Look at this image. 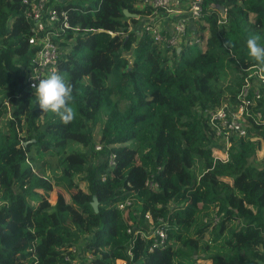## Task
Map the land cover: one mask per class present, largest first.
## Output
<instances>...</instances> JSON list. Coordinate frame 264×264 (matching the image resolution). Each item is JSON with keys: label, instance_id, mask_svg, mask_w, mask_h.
I'll list each match as a JSON object with an SVG mask.
<instances>
[{"label": "trees", "instance_id": "obj_1", "mask_svg": "<svg viewBox=\"0 0 264 264\" xmlns=\"http://www.w3.org/2000/svg\"><path fill=\"white\" fill-rule=\"evenodd\" d=\"M22 1L0 0V264H264V85L248 91L246 136L225 161L205 113L260 77L246 40L264 46V0H204V49L179 52L144 32L139 0H50L78 28L56 39L70 46L58 60L75 97L68 125L30 108ZM212 3L226 9L220 24ZM31 148L57 155L58 173L36 171ZM159 221L166 246L150 252Z\"/></svg>", "mask_w": 264, "mask_h": 264}, {"label": "built area", "instance_id": "obj_2", "mask_svg": "<svg viewBox=\"0 0 264 264\" xmlns=\"http://www.w3.org/2000/svg\"><path fill=\"white\" fill-rule=\"evenodd\" d=\"M50 0H23L25 5L24 17L29 25L28 45L30 51L29 60L25 70V83L27 87L35 91L30 85L38 83L31 77L45 78L51 71L58 72V60L60 56L70 51V46L60 48L57 41L63 39L67 30L73 34L78 31L77 27H71L68 18L63 10H59L54 6L46 7ZM61 0H53L54 4L60 3ZM203 2L204 0H139V6L148 8L149 14L145 16L143 30L149 34L152 41L165 48H173L179 52L182 46H193L195 44L203 45L206 39L203 38L205 31L201 33L197 31L200 24L205 25L203 20ZM213 3L209 7L212 8ZM224 14L220 15V19L225 21L226 9ZM213 9V8H212ZM211 10V9H210ZM138 16L135 18L137 19ZM192 25V28L188 27ZM208 37V36H207ZM56 39H58L56 41ZM264 85V78L259 77ZM248 92L246 88L241 89L237 96V103L226 101L221 106L208 113V118L215 138L224 140V158L219 159L225 161L227 159V150L230 146V139L241 138L246 136V128L244 126L243 114L248 106L246 96ZM258 98V93H254ZM257 118L260 115L257 114ZM99 149V147H96ZM222 155V154H221ZM150 188L155 189L156 185L150 181L145 183ZM125 203L124 205H127ZM123 208V205H119ZM148 219V217L146 216ZM147 238H151V246L149 251L162 250L166 246V231L160 225V221L153 224L147 234ZM68 251L72 255H77L78 249L70 247ZM129 257L131 253L128 252ZM65 261L72 264L74 260H70L69 256L65 257ZM118 264H126L119 261Z\"/></svg>", "mask_w": 264, "mask_h": 264}, {"label": "clouds", "instance_id": "obj_3", "mask_svg": "<svg viewBox=\"0 0 264 264\" xmlns=\"http://www.w3.org/2000/svg\"><path fill=\"white\" fill-rule=\"evenodd\" d=\"M249 57L255 61L258 74L264 78V46L258 35H251L246 40ZM38 83L30 86L35 90L34 99L30 101V108H38L43 114H52L60 122L68 125L74 121L76 111L73 106L75 97L73 86L57 71H51L45 78L31 77Z\"/></svg>", "mask_w": 264, "mask_h": 264}, {"label": "rangeland", "instance_id": "obj_4", "mask_svg": "<svg viewBox=\"0 0 264 264\" xmlns=\"http://www.w3.org/2000/svg\"><path fill=\"white\" fill-rule=\"evenodd\" d=\"M144 23H143V25H144ZM207 36H208V34L205 33L203 38L206 39ZM162 48L165 49V47H162ZM199 48L204 49V46L199 45ZM232 77H233L232 74L227 72V77H225V79L223 81V85L227 84L229 79H231ZM259 79L260 78L258 76H255V73H253L251 76H248V78H246L243 87L247 89V92L250 89L251 90L255 89V91H256V89H258L261 85V82ZM5 118H6V116H3L1 118V121H0V127H1L2 132L4 131L3 123H4ZM219 141H217V144L220 146H217L218 149L213 150L214 151L213 157L222 159V158H224V153H223L224 149L222 150V148H224V143L219 142ZM97 147H99V146H97ZM261 154H262V152H259L257 154L258 158L261 156ZM29 155L32 158L36 159V163L34 164V169L36 171H40V173L44 174V176L49 177V176H52V175H55L58 173V166H57L58 156L57 155L45 154L41 158H37V153H36V150L34 148H31ZM58 190L62 191L61 188L54 187V189L51 192H49V194H48L49 201H51V202L54 201ZM31 204H34V203H31ZM84 263H85L84 258L77 255V259L74 260L72 264H84Z\"/></svg>", "mask_w": 264, "mask_h": 264}, {"label": "water", "instance_id": "obj_5", "mask_svg": "<svg viewBox=\"0 0 264 264\" xmlns=\"http://www.w3.org/2000/svg\"><path fill=\"white\" fill-rule=\"evenodd\" d=\"M212 8H213L214 10H216L220 15H223V14H224V8H223V6H221V5H219V4H213V5H212ZM123 14H124V16L127 17V18H134V19H135V18L137 17V15H135V14H129L127 11H123ZM100 32H102V31H100ZM104 32H105V31H104ZM107 33H108L111 37H114V33H112V32H107ZM91 205H92L94 211H96V210H97V203H96L95 200L92 201Z\"/></svg>", "mask_w": 264, "mask_h": 264}]
</instances>
